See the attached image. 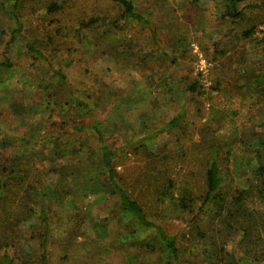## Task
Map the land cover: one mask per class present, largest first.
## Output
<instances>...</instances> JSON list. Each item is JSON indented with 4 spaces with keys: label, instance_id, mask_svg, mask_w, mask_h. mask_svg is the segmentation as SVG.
Here are the masks:
<instances>
[{
    "label": "rangeland",
    "instance_id": "374dc122",
    "mask_svg": "<svg viewBox=\"0 0 264 264\" xmlns=\"http://www.w3.org/2000/svg\"><path fill=\"white\" fill-rule=\"evenodd\" d=\"M131 1L144 19L113 0H0V264H264V0ZM98 131L179 261L119 206ZM213 158L223 192L251 191L232 227L200 207Z\"/></svg>",
    "mask_w": 264,
    "mask_h": 264
},
{
    "label": "trees",
    "instance_id": "16d2710c",
    "mask_svg": "<svg viewBox=\"0 0 264 264\" xmlns=\"http://www.w3.org/2000/svg\"><path fill=\"white\" fill-rule=\"evenodd\" d=\"M117 2L118 4L122 5L123 11L127 13L129 16L137 17L138 19L142 20L144 19L143 16L138 13L134 9V5L131 0H113ZM16 4V0L15 3ZM61 5V2H51L48 4V8L54 9ZM16 6V5H15ZM228 12V11H227ZM228 13L237 16L239 14V11L236 9H232V11H229ZM21 30V25L18 24L17 27L13 29V34L10 37L12 39L15 32L17 34ZM27 48L30 50V52L41 55L42 57L45 55L40 49L33 46V44L30 41L26 42ZM4 65H10L11 61L9 60L8 56L5 55L2 62ZM54 70L61 74L60 69L54 68ZM264 76V68L263 72L261 73L260 77ZM63 77L62 75L60 76ZM174 116L171 120L164 123L160 129H164L166 126L173 124L176 122L178 115ZM98 136L100 139V162L102 165L106 168L109 183L111 184L114 192L117 194V201L119 203V206L124 210L134 215V217L138 220L139 223L153 227L156 232L158 233V236L166 243V248L168 249V255L174 260L179 261V241L176 234L170 233L166 230L165 227L158 224L154 220H152L147 213L145 212L142 205L129 193V191L121 184V182L118 179L117 171L114 167V157L116 150L112 147H110L105 141H101L102 136L100 131H98ZM257 174L260 177L259 182V188L258 193L260 196H264V166L260 164V166L256 170ZM223 175L220 172V167L215 158L209 160L206 169H205V191L201 199L200 207L205 203L211 202V201H218V208L216 209L220 214L222 211H225V213L228 214V219H226V224L229 227L233 226L232 222H236V214L239 211V207L243 205V202L251 195L250 188L247 187H236L232 192H230L228 195L225 191H222V182H223ZM44 222L46 221V217H43ZM41 237V260L43 262L46 261V253H47V221L44 223L43 231L40 233ZM234 255H231L230 262L232 261V264H239L236 259H233Z\"/></svg>",
    "mask_w": 264,
    "mask_h": 264
}]
</instances>
